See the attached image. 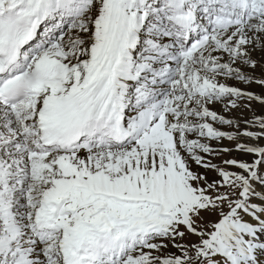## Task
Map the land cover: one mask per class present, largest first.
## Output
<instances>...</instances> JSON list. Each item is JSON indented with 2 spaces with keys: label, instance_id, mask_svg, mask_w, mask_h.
I'll use <instances>...</instances> for the list:
<instances>
[{
  "label": "snow or ice",
  "instance_id": "snow-or-ice-1",
  "mask_svg": "<svg viewBox=\"0 0 264 264\" xmlns=\"http://www.w3.org/2000/svg\"><path fill=\"white\" fill-rule=\"evenodd\" d=\"M257 51L264 0H0V264H264Z\"/></svg>",
  "mask_w": 264,
  "mask_h": 264
},
{
  "label": "rangeland",
  "instance_id": "rangeland-1",
  "mask_svg": "<svg viewBox=\"0 0 264 264\" xmlns=\"http://www.w3.org/2000/svg\"><path fill=\"white\" fill-rule=\"evenodd\" d=\"M257 62L258 63H257L256 68L252 69L249 74L253 75L255 79H261V78H264V61L257 60ZM244 88H246L247 91H252V92L256 93L257 95L264 94V87H261L260 85L255 84V83L244 84ZM257 102L258 101H252L251 107L249 108V107L244 106L247 102L243 101L240 105H242V107L247 110V113L241 114L239 116H234L236 114H233V112L230 114L227 112L226 118L233 119V120H239V121L241 120L240 130H243V128L246 127V125H243L244 124L243 121L252 119L253 115H264V109L261 106H259ZM237 108H239V107H237ZM235 109H231V111H235ZM225 126H226V129L224 131L234 130L233 128H230L228 125H225ZM249 130H255V129L250 128ZM235 143H236L235 141L224 140V144H220L217 147H216V145H212L214 148L222 149V148L227 147V148L233 149V151H231V152H222L221 151V152H219L218 155H211V156H208L207 158L209 160H211V162L214 164H217V165L220 164V166H223L224 160L239 159V158L247 159L248 157L240 155L242 152L239 153V152L234 151ZM231 170H237V169L233 168ZM206 171L207 172H210V171L213 172L214 170L206 169ZM213 174L217 178V173L215 171L213 172ZM209 219H214V217H209ZM187 237L188 238L186 240L196 239L193 236H187ZM172 250L174 251V249H172Z\"/></svg>",
  "mask_w": 264,
  "mask_h": 264
},
{
  "label": "bare ground",
  "instance_id": "bare-ground-1",
  "mask_svg": "<svg viewBox=\"0 0 264 264\" xmlns=\"http://www.w3.org/2000/svg\"><path fill=\"white\" fill-rule=\"evenodd\" d=\"M253 57L255 59H257V60L264 61V53H261L259 51L253 53ZM246 70L250 73V71L252 69L251 68H248ZM228 83L231 84V85H233V86H237V87H240V88L246 90V88H244V83H241V82H238V81H235V80H230V81H228ZM257 103H258L259 106H261L264 109V104H261L260 102H257ZM210 107L212 108V110L217 111L219 114L224 115L225 117H227L226 116L227 115V112L229 114L233 112V114H236L234 116H239L241 114L247 113V110L245 108H243L242 105H240L239 108H236L235 111H231V109L229 111H225L224 106L222 104H213V105H210ZM214 126L221 128V130H223V131L226 129V126L225 125H219L218 123L216 125H214ZM224 140H221V141H211V142L215 143L216 146H219L220 144H224ZM242 141L249 142L247 140V138H243ZM240 155L241 156H245L242 153ZM245 157H247V156H245ZM193 168L196 169V170H198V171H200L204 175H206L209 178V181H211L213 179H216V176L213 174L214 171L213 172H211V171L210 172H205L206 169L204 170L203 168H198L194 164H193ZM174 251H175V249H174Z\"/></svg>",
  "mask_w": 264,
  "mask_h": 264
}]
</instances>
